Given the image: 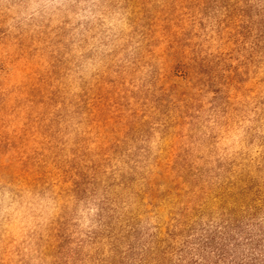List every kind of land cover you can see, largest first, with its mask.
I'll return each instance as SVG.
<instances>
[{"label": "rangeland", "instance_id": "1", "mask_svg": "<svg viewBox=\"0 0 264 264\" xmlns=\"http://www.w3.org/2000/svg\"><path fill=\"white\" fill-rule=\"evenodd\" d=\"M237 195L264 0H0V264H186Z\"/></svg>", "mask_w": 264, "mask_h": 264}, {"label": "trees", "instance_id": "2", "mask_svg": "<svg viewBox=\"0 0 264 264\" xmlns=\"http://www.w3.org/2000/svg\"><path fill=\"white\" fill-rule=\"evenodd\" d=\"M263 201L258 195L235 196L236 205L223 209L221 224L196 238L186 264H264Z\"/></svg>", "mask_w": 264, "mask_h": 264}]
</instances>
